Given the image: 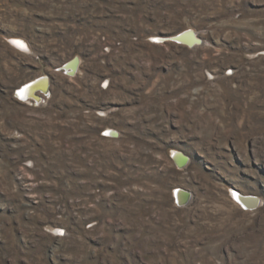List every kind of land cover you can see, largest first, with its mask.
<instances>
[{
  "label": "rangeland",
  "instance_id": "374dc122",
  "mask_svg": "<svg viewBox=\"0 0 264 264\" xmlns=\"http://www.w3.org/2000/svg\"><path fill=\"white\" fill-rule=\"evenodd\" d=\"M0 264H264V0H0Z\"/></svg>",
  "mask_w": 264,
  "mask_h": 264
},
{
  "label": "bare ground",
  "instance_id": "6f19581e",
  "mask_svg": "<svg viewBox=\"0 0 264 264\" xmlns=\"http://www.w3.org/2000/svg\"><path fill=\"white\" fill-rule=\"evenodd\" d=\"M191 41H192V44L191 45H196V44H199L200 41L198 39V37L194 34H192V38H191ZM185 43H183L184 45L187 43L186 41H184ZM188 44V43H187ZM187 46H190V45H187ZM69 67V70L72 71V72H75L76 70V66L77 65H66ZM73 66V67H71ZM50 82V81H49ZM32 86V87H31ZM31 86H28L27 88L25 89H22V91L20 92V97H22V99H28V98H34L35 100H37L38 98V95L36 93V91L40 92L39 90L41 91H44L45 93H47L48 91V80L47 79H41L40 81H38L37 83H32ZM42 93V92H41ZM176 158L177 160L179 161L180 160V155L176 153ZM188 192V191H187ZM188 197L186 198V200L189 199L190 197V193H188ZM177 196H178V201L180 204H184L186 203L185 200L182 201V197L183 195L181 194L180 191H178L177 193ZM238 201H239V204H242L244 207L247 208V201L245 200L244 197H237ZM181 200V201H180ZM182 202V203H181Z\"/></svg>",
  "mask_w": 264,
  "mask_h": 264
},
{
  "label": "water",
  "instance_id": "95a60500",
  "mask_svg": "<svg viewBox=\"0 0 264 264\" xmlns=\"http://www.w3.org/2000/svg\"><path fill=\"white\" fill-rule=\"evenodd\" d=\"M192 34L194 35V32H187V33H184V34H182V35H180V36H178V37H176V41H179V42H181V43H185L184 41H186L187 43L185 44V45H190V46H193V45H191L192 44V41H191V38H192ZM200 41V40H199ZM71 65H76V61L75 62H73ZM71 67H73V66H71ZM35 83H37V82H35ZM34 84V83H33ZM28 86H31V85H28ZM27 86V87H28ZM27 87H25V88H27ZM32 87V86H31ZM24 88V89H25ZM40 92H42V93H45L44 91H41V90H39ZM112 133V132H111ZM112 135H115L114 133H112ZM180 155V160L178 161L177 160V158H176V160H175V162H176V165H177V167H179V168H183L186 164H187V162L186 161H188L187 160V158L184 156V155H182V154H179ZM181 194L183 195V197H182V201L183 200H185L186 201V198L188 197V192H185V191H181ZM245 198V200L247 201V207H253L254 205H255V203H257V200L255 199V198H253V197H244ZM181 201V200H180ZM182 203V202H181Z\"/></svg>",
  "mask_w": 264,
  "mask_h": 264
},
{
  "label": "snow or ice",
  "instance_id": "6c2138e0",
  "mask_svg": "<svg viewBox=\"0 0 264 264\" xmlns=\"http://www.w3.org/2000/svg\"><path fill=\"white\" fill-rule=\"evenodd\" d=\"M14 43H16L19 47H21V48H23L24 46L20 43V42H14Z\"/></svg>",
  "mask_w": 264,
  "mask_h": 264
}]
</instances>
